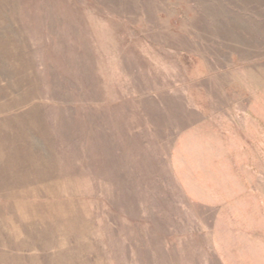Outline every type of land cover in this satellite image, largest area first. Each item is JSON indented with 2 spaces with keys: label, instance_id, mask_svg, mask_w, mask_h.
<instances>
[{
  "label": "rangeland",
  "instance_id": "1",
  "mask_svg": "<svg viewBox=\"0 0 264 264\" xmlns=\"http://www.w3.org/2000/svg\"><path fill=\"white\" fill-rule=\"evenodd\" d=\"M0 16L54 167L30 188L76 224L57 244L82 264H264V0H8Z\"/></svg>",
  "mask_w": 264,
  "mask_h": 264
},
{
  "label": "bare ground",
  "instance_id": "2",
  "mask_svg": "<svg viewBox=\"0 0 264 264\" xmlns=\"http://www.w3.org/2000/svg\"><path fill=\"white\" fill-rule=\"evenodd\" d=\"M7 1L0 0V13ZM2 23L6 21L0 16V26ZM0 59L16 78L9 90L19 91L30 85L20 100L0 104V160L3 163L0 166V264H24L25 261L29 264H82L77 256L56 242L58 236L67 238L66 235L75 233V221L65 206L61 207L63 218H57L53 212L56 205L43 200L53 198V191L30 188L53 178L54 167L30 144L31 136L48 144L46 127L40 107L33 102L37 97L33 83H29L26 76L28 63L11 34L0 36ZM9 90L0 89V101L11 94ZM23 105L29 109L20 113L17 110ZM23 238L31 242L25 243ZM50 250L56 251L50 258L26 255Z\"/></svg>",
  "mask_w": 264,
  "mask_h": 264
}]
</instances>
